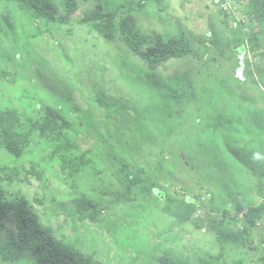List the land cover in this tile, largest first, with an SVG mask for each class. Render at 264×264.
<instances>
[{
	"label": "rangeland",
	"instance_id": "374dc122",
	"mask_svg": "<svg viewBox=\"0 0 264 264\" xmlns=\"http://www.w3.org/2000/svg\"><path fill=\"white\" fill-rule=\"evenodd\" d=\"M237 1L242 3L243 0ZM213 2L215 0H159L161 12L153 5L147 15L138 17L144 34L152 30L177 34L180 27L197 49L196 57L171 59L154 71L140 66L141 61L121 43L102 39L90 32L87 25L40 22L43 33L30 41L23 39V29L18 26L14 31L21 38L17 45L25 44L28 53L21 57L19 73L14 78L16 83L8 85L4 81L0 85L1 100L16 98V93L24 89L28 100L57 101L67 119L80 126L81 148L91 149L98 168L113 172L115 166L119 168L122 164L133 174L157 183L162 190L153 191L151 202L145 205L141 226L146 228L140 230L139 236L147 241V247L164 244L182 260L193 255L218 254L220 249L215 236L192 223L169 227L167 217L160 210L163 202L153 196L187 194L196 199L200 213L213 197L225 218L236 214L237 204L263 202L250 192L253 178L249 174L252 171L264 173V43L260 51L251 54L245 44L250 31L259 33L260 28L247 22L237 9L236 0L231 1V8L230 3L229 8L224 5L240 21L235 23L230 16L234 23L228 27L229 17L221 18V9ZM92 4L94 0H89L86 7ZM234 35L237 39L231 41ZM204 42L209 48L202 52ZM0 67L5 68L2 63ZM190 70L196 73L190 78L196 100L189 104L184 97L179 104L174 99H169L167 105L160 104L157 93H181L176 83L186 82ZM8 72L12 74L14 70L10 68ZM147 83L151 84L154 96ZM184 90L187 93V89ZM114 162L118 165L111 166ZM42 168L49 177L51 168L45 163ZM91 173L85 172L82 176L81 189H88ZM58 176L55 173L51 177L52 193H46L47 202L50 197L56 202L69 199L66 195L69 190ZM105 179L114 181L109 171ZM245 190L248 201L244 199ZM24 191L31 197L42 193L34 179ZM144 202L142 198L139 201ZM51 207L47 203L46 208ZM122 208L132 213L138 210L129 206ZM122 208L112 207L116 216ZM33 210L42 216L45 209L35 205ZM62 215L58 217L59 223ZM115 219L112 215L111 221ZM50 224L55 227L53 220ZM8 235L5 231L0 239L6 242ZM262 237L264 216L257 221L252 245H259ZM98 247L102 250L107 245ZM257 251L262 252L258 248ZM253 254L250 252L248 259ZM239 255L227 251L222 264H231ZM262 262L264 264V260ZM262 262L257 260L255 264ZM0 264L7 263L0 258ZM19 264H35L34 257L29 255Z\"/></svg>",
	"mask_w": 264,
	"mask_h": 264
},
{
	"label": "trees",
	"instance_id": "16d2710c",
	"mask_svg": "<svg viewBox=\"0 0 264 264\" xmlns=\"http://www.w3.org/2000/svg\"><path fill=\"white\" fill-rule=\"evenodd\" d=\"M88 2L0 0V63L5 66L0 67V85L4 81L8 85L16 83L14 78L19 73L21 57L28 53L25 44L17 45L21 38L14 33L16 27H22L23 39L30 41L43 33L40 22L46 25H87L90 32L102 39L121 43L141 61L140 66L148 70L154 71L171 59L196 57L197 49L180 27L177 34L153 30L144 34L141 31L138 17L147 15L153 5L161 12L159 0H94V4L86 7ZM237 9L247 22L260 28L259 33L250 31L249 44H245L248 51L255 54L264 43V0H243ZM155 15L162 19L159 13ZM236 39L234 35L231 41ZM202 48L203 51H199L205 52L209 45L204 42ZM6 68L8 71L12 68L14 72L11 74ZM194 74L190 70L186 82L177 81L181 93H157L159 103L167 105L169 99H174L179 104L184 97L189 104L194 102L196 93L190 79ZM146 85L154 96L151 84ZM24 92L21 89L16 98L0 99V236L9 232L6 242L0 239L3 262L19 264L23 258L32 255L35 264H222L230 250L240 254L231 264H255L257 260H264V237L259 245H252L257 221L264 216L263 172L249 174L253 178L250 192L261 197L263 202L246 206L237 204L236 214L230 218L222 215V208L214 203L213 197L208 199L204 212L200 213L196 199L187 194L177 197L162 191L163 199L153 196L163 202L159 204L160 210L167 217L169 227L192 223L215 236L220 249L218 254L193 255L182 260L164 244L147 247V241L139 236L140 230L146 228L141 226L145 205L151 202L153 191L162 190L158 184L149 181L150 178L133 174L125 165L116 167L115 162L111 163L115 166L113 172L98 168L91 149L81 148L80 126L67 119L64 108H60L57 101L28 100ZM82 137L87 140L86 136ZM43 163L51 168L49 177L42 168ZM107 171L114 181L104 180ZM85 172H92V177L88 189L83 190L80 183ZM55 173L69 190L67 202H56L53 197L47 202L46 193H52L51 177ZM31 179L36 181L41 195L31 197L24 191ZM244 193V199L248 201L246 190ZM139 198L146 202L139 203ZM47 203L52 207L46 208ZM35 205L45 209L42 216L33 210ZM117 206L138 210L132 213L122 208L120 215L116 216L112 207ZM61 214L63 219L59 223ZM112 215L116 217L113 221ZM52 220L55 227L50 224ZM152 226L155 228L154 222ZM107 239L110 240L108 244ZM100 244L107 247L101 250ZM255 246H260L257 248L262 252H258ZM250 252L254 253L251 260L248 259Z\"/></svg>",
	"mask_w": 264,
	"mask_h": 264
},
{
	"label": "built area",
	"instance_id": "2783aa9c",
	"mask_svg": "<svg viewBox=\"0 0 264 264\" xmlns=\"http://www.w3.org/2000/svg\"><path fill=\"white\" fill-rule=\"evenodd\" d=\"M231 1L232 0H224V1H220V0H215V2H214V4H215V6L216 5H218L219 6V8L221 9L220 10V14H221V18L223 17V16H225V15H227L229 18H228V21H227V25H228V27H231L232 25H233V23L235 22V23H238V22H240L239 21V18L237 17H234L233 15H231V10H230V12L228 11V9L226 8V7H228L229 8V3H230V8H231V6H232V3H231ZM218 2V3H217ZM219 3H221V4H219ZM236 4H237V6L238 5H240L241 4V2L240 1H237L236 0ZM224 5L226 6V7H224ZM235 7V6H234ZM230 16H232L233 18H234V22L230 19ZM220 18V17H219ZM239 25V24H238Z\"/></svg>",
	"mask_w": 264,
	"mask_h": 264
},
{
	"label": "clouds",
	"instance_id": "9594fccd",
	"mask_svg": "<svg viewBox=\"0 0 264 264\" xmlns=\"http://www.w3.org/2000/svg\"><path fill=\"white\" fill-rule=\"evenodd\" d=\"M213 4H214V2H213ZM215 5V4H214Z\"/></svg>",
	"mask_w": 264,
	"mask_h": 264
}]
</instances>
